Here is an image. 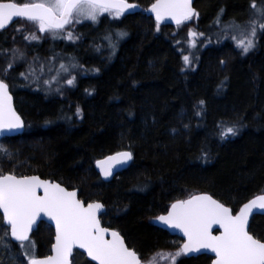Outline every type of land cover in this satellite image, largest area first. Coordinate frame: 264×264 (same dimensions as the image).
Instances as JSON below:
<instances>
[{
	"label": "trees",
	"instance_id": "trees-1",
	"mask_svg": "<svg viewBox=\"0 0 264 264\" xmlns=\"http://www.w3.org/2000/svg\"><path fill=\"white\" fill-rule=\"evenodd\" d=\"M129 2L146 9L154 0ZM194 7L198 15L178 26L159 24L158 29L151 17L139 12L119 18L102 14L96 22L85 19L69 26L79 37L75 41L67 39L66 31L53 38L26 19L0 30V48L17 46L25 52L9 75L3 69L11 53L0 54V78L10 84L24 120L21 134L0 139L11 154L9 160L0 152V168L40 175L77 188L81 199L100 200L105 205L102 224L117 229L144 261L160 249L174 252L180 246V238L153 224L173 200L207 192L237 208L264 193V34L255 49L243 54L213 25L222 7L224 19L247 18L249 0H195ZM115 29L127 35L111 57L106 46H98ZM190 30L204 35L190 38ZM29 33L41 39L27 41ZM195 38L198 43L190 47ZM37 54L50 60L56 56L55 69H60V59L70 61V68L77 70L74 83H66L73 75H59L60 83L46 92L45 74L39 88L31 76L20 77ZM200 100L205 104L198 107ZM221 118H240L244 127L220 140L215 133ZM202 146L209 152L207 161L199 158ZM122 150L133 153L131 162L111 180H102L95 161ZM5 231L0 226V235ZM249 231L264 238L263 215L252 217ZM53 235L48 224L37 225L31 239L38 256L49 255ZM8 242L10 249L0 245L2 264H24L27 257L20 244ZM210 260L205 254H182L176 264ZM72 264L93 263L75 250ZM157 264L170 262L157 258Z\"/></svg>",
	"mask_w": 264,
	"mask_h": 264
},
{
	"label": "snow or ice",
	"instance_id": "snow-or-ice-1",
	"mask_svg": "<svg viewBox=\"0 0 264 264\" xmlns=\"http://www.w3.org/2000/svg\"><path fill=\"white\" fill-rule=\"evenodd\" d=\"M137 7L139 5L129 3V0H30L24 3L0 0V30L5 29L14 17H24L37 25L40 32L51 33L55 38L66 31L67 39L75 41L79 37L68 30L74 23L85 19L96 22L105 12L119 18L126 10ZM149 7L155 13L157 29L159 22L165 17H172L179 25L193 15H198L192 0H154ZM249 8L245 19L235 16L224 19L225 9L222 7L213 20V25L219 26L222 35L234 41L236 48L243 54L255 49L259 36L264 34V0H259V3L258 0H249ZM126 35L127 32L123 29L108 31L101 37L105 43L98 46V50L106 46L114 52L119 41ZM189 35L195 37L204 34L190 30ZM25 39L38 41L41 37L29 33ZM190 43L195 45V39ZM9 53L11 59L3 69L5 75H9V70L17 59L25 58V52L17 46L12 49L0 48V54L8 56ZM56 59L53 56L51 62ZM183 60L189 62V55H184ZM221 63L226 61L221 60ZM59 64L64 72L72 67L71 62L66 63L64 59H60ZM60 69H55L54 66L46 69L45 62L37 55L33 57L27 70L18 75L25 78L31 76L32 80L37 81L36 87L39 88L41 74H50L54 70L58 75H50L43 83L59 84ZM12 79L15 80V77ZM74 81L73 75L66 83L71 85ZM204 104L205 101L200 100L198 107ZM76 112L82 115L79 107ZM23 125L24 120L13 104L10 84L6 79L0 78V137L19 132ZM216 126L215 135L220 140H227L236 136L244 124L240 118H221L216 121ZM0 152L11 159L6 146L0 145ZM132 157L131 151L122 150L98 159L95 163L107 177L116 167L126 165ZM199 158L205 161L209 159V152L203 146ZM257 208L264 210V193L253 196L237 208L221 202L207 192L190 194L186 199H175L155 220L163 222L164 226L182 230L186 239L179 242L180 246L174 252L160 249L153 253L152 259L144 261L135 248L127 245L125 237L117 229L102 224L99 213L105 209V205L100 200L81 199L77 188L43 179L40 175H17L12 170L4 172L0 168V209L3 210L0 214V226L10 229L0 235V245L10 249L8 238L14 237L20 242L22 255L27 257L24 264H72L75 246L86 249L87 256L98 264H157V258L176 264L182 254L198 253L202 248L214 252L212 264H264V238L249 231V218ZM42 214L55 222V242L51 245L50 255L38 256L30 233ZM213 225H219L222 231H213Z\"/></svg>",
	"mask_w": 264,
	"mask_h": 264
},
{
	"label": "water",
	"instance_id": "water-1",
	"mask_svg": "<svg viewBox=\"0 0 264 264\" xmlns=\"http://www.w3.org/2000/svg\"><path fill=\"white\" fill-rule=\"evenodd\" d=\"M194 2H195V0H192V5H193V7H194ZM129 3H130V2H129ZM194 8H195V7H194ZM133 12H134V13H135V12H139V13L145 14L146 16L151 17V18L154 20V22H156L155 13L151 11L150 7H147L146 9H141L140 7H137V8L132 9V10H126V12H125L124 14H127V13H133ZM192 17H193V16H192ZM18 19H27V18H24V17H14L13 20H12V21H11L6 27H5V29H6L7 27H9L13 22H15V21L18 20ZM156 23H157V22H156ZM159 24H161V25H166V26H177V25H178V24L176 23L175 19H173L172 17H165L163 20H161V21L159 22ZM181 24H182V23H181ZM179 25H180V24H179ZM3 30H4V29H3ZM23 128H24V125H23ZM23 128H22L19 132L15 133V134L4 135L3 137H11V136L19 135V134L22 133ZM1 138H2V137H0V139H1ZM101 159H103V158H101ZM130 162H131V160L128 161V163H127L126 165L122 166V167H116V168L113 170L112 174H111L110 176H107V177H105V176L103 175V172L101 171L99 165H97V164L95 163V164H94V167H95V169L97 170V172L100 174L101 178H102L104 181H109V180H111L114 176H116L119 172H121L122 170H124V169L129 165ZM197 194H198V193H197ZM258 195H260V194H258ZM250 199H251V198H250ZM246 202H247V201H246ZM244 203H245V202H244ZM104 210H105V209H104ZM104 210H101V213H103ZM2 211H3V210L0 209V214H2ZM101 213H99V215H100ZM262 213H264V210H260V209H258V208L255 209V210H254V213H253V214L250 216V218H249V223H250V219L252 218V216H254V215H263V216H264V214H262ZM158 216H159V215H158ZM158 216H157V217H158ZM40 222H45V223L49 224V225L52 227V229H53V234H54V235H53V242H52V244H53V243L55 242V222H54L53 220H51L50 218L44 216L43 214L41 215L40 218H38L37 225H38V223H40ZM153 224H154L156 227H159V228H161L162 230L168 232L171 236H177V237H180V238L182 239V241L186 239V236L183 234L182 230H180V229H178V228H173V227H171V226H164V225H163V222H158V221L155 220V218H154V220H153ZM36 228H37V226L34 227L33 231H34ZM8 231H10V229H8ZM33 231L30 233V236H31V234L33 233ZM213 231H215V232H219V231H222V229L220 228L219 225H213ZM109 238H110V234H109ZM9 239H10L12 242L20 243V242L17 241L14 237H9ZM74 250H78V251L84 253L85 257H86L90 262H92L93 264H98V262L95 261V260H93L92 257L87 256V250H86V249L80 248L79 246H75ZM73 252H74V251H73ZM50 254H51V248H50ZM50 254H49V255H50ZM201 254H208V255L212 256V260L215 259V254H214V252H212L211 249H205V248L200 249L198 253H195V252H194V253H189V254H185V255H186V256H189V257H195V256H198V255H201ZM212 260H211L210 264H212Z\"/></svg>",
	"mask_w": 264,
	"mask_h": 264
},
{
	"label": "rangeland",
	"instance_id": "rangeland-1",
	"mask_svg": "<svg viewBox=\"0 0 264 264\" xmlns=\"http://www.w3.org/2000/svg\"><path fill=\"white\" fill-rule=\"evenodd\" d=\"M107 12H105V13H102V14H106ZM101 14V15H102ZM207 34H209V32H207ZM192 36H190V38H191ZM124 39V37L121 39V40H123ZM191 41V40H190ZM195 41H196V43H195V45L198 43V38H195ZM189 46L190 47H193L194 45H192L191 43H189ZM118 47V46H117ZM117 47H116V49H115V51L114 52H112L113 53V55H111V57H114V55L116 54V51H117ZM111 53V54H112ZM38 55V54H37ZM37 55H34V56H32V58H30L28 61H29V64L32 62V59H33V57H35V56H37ZM94 56H97V54H94ZM39 57L41 58V60H43L44 62H45V66H46V69L47 68H52L53 66L55 67V63L56 62H51V60L49 59V58H47V59H44V57L43 56H41V55H39ZM109 60H111V59H109ZM36 67L38 68L39 67V62H37V64H36ZM58 68H60V66L58 65ZM75 73H77V70L75 69V68H69V71H67V72H64V71H61V72H59V75H65V74H68V75H73V74H75ZM56 73L55 72H51V74H45V79H43L42 81H44V80H47V79H49L50 78V75H55ZM58 75V74H57ZM35 81V80H34ZM42 84L45 86V84L42 82ZM57 83L56 82H53L52 83V86L51 85H49V87H47V88H45V90L44 91H46V92H49L50 90H52V88L56 85ZM43 86V87H44Z\"/></svg>",
	"mask_w": 264,
	"mask_h": 264
}]
</instances>
